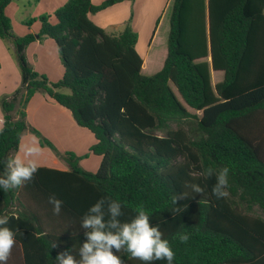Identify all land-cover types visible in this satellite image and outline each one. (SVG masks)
Masks as SVG:
<instances>
[{"label": "trees", "instance_id": "obj_1", "mask_svg": "<svg viewBox=\"0 0 264 264\" xmlns=\"http://www.w3.org/2000/svg\"><path fill=\"white\" fill-rule=\"evenodd\" d=\"M12 1L0 0V39L14 46L21 85L0 100V161L17 153L26 131L60 155L27 121L28 103L39 92L94 135L90 152L102 158L92 173L67 152L68 171L39 167L22 187L0 189V216L8 215L7 226L23 233L16 241L26 255L27 245L37 243L47 255L57 246L78 260L86 240L81 218L110 197L122 205V222L143 205L175 253L172 264H264V219L241 212L244 206L264 210V0H172L167 55L152 75L142 73L138 34L129 23L120 34H108L90 19L123 0H68L53 15L30 19L26 24L39 21L40 31L22 37L5 12ZM46 38L55 41L64 67L58 82L37 73L26 57L31 43ZM155 56L156 69L164 49ZM213 72L223 74L216 83ZM189 119L195 120L193 137L170 129ZM209 167L230 169L226 198L212 194L215 175H201ZM180 193L186 198L173 205L171 197ZM51 195L63 201L59 215L48 203ZM183 233L186 243L179 239ZM114 254L124 264H144L124 250Z\"/></svg>", "mask_w": 264, "mask_h": 264}, {"label": "crops", "instance_id": "obj_2", "mask_svg": "<svg viewBox=\"0 0 264 264\" xmlns=\"http://www.w3.org/2000/svg\"><path fill=\"white\" fill-rule=\"evenodd\" d=\"M67 1L25 0V3L28 7H33V15L30 17L33 19L44 14L53 15ZM105 1L107 0H92V3L100 5ZM145 1L123 0L90 15V19L108 34H120L129 23L138 34L136 51L143 58L142 73L152 75L162 68L167 55L172 0H147L148 5ZM19 11L18 0H13L5 10L11 19L15 34L22 37L28 33H38L41 25L38 21H35L31 26L23 25L26 20L17 25L13 22V16ZM146 41H149L147 46ZM4 45L3 40L0 39V96L12 94L21 84L19 67L14 57V46L12 42H8L7 47ZM162 46H164V56L160 60L158 68H152L151 62L156 58L155 55L163 51ZM26 57L33 69L47 77L50 82H58L63 77L64 67L53 39L46 38L43 41L37 40L31 43L26 49ZM27 121L40 131L60 154L57 155L48 146H42L43 154L38 159L39 167L68 171L69 166L62 156L67 152H72L81 158L86 156L79 163L83 170L92 173L98 171L102 158L90 152L91 147L96 143L94 135L88 129L80 127L71 112L60 106L47 94L39 92L32 97L27 106ZM3 123L4 118L0 108V128ZM33 136L35 135L30 131L24 133L17 153L20 152L22 146L31 142ZM45 249L37 243H29L26 255L23 244L16 241L7 264H55V257L60 248L57 246L47 248L55 249L56 253L51 255H47Z\"/></svg>", "mask_w": 264, "mask_h": 264}, {"label": "clouds", "instance_id": "obj_3", "mask_svg": "<svg viewBox=\"0 0 264 264\" xmlns=\"http://www.w3.org/2000/svg\"><path fill=\"white\" fill-rule=\"evenodd\" d=\"M42 154L43 147L39 143V138L33 136L30 143L22 146L20 152L0 161L5 165L4 172L0 173V189L7 193L30 182L39 169L38 159ZM229 171L228 167H223L218 172L209 167L201 173L209 177L216 176L212 194L217 199L229 195L227 190ZM186 186L194 193L204 192V189L197 184ZM186 195V193L174 194L171 203L177 205V201L185 199ZM48 203L52 205L53 214L59 215L63 201L51 195ZM121 209V203L110 197L98 200L81 218L80 226L86 230L84 233L86 240L79 248V259L77 260L66 250L56 255L55 264H124L120 256L114 254V250L117 253L124 250L131 258L138 259L144 264H152L153 261L160 260L172 264L175 253L169 241L163 238L159 225L151 224L149 213L143 205L137 207V214L127 222L120 220L123 215ZM176 211H180V207H177ZM9 221L8 215L0 216V264H7L16 245L17 234L23 236L18 229L13 230L7 226ZM179 239L181 243H186L189 236L186 233L179 234Z\"/></svg>", "mask_w": 264, "mask_h": 264}, {"label": "rangeland", "instance_id": "obj_4", "mask_svg": "<svg viewBox=\"0 0 264 264\" xmlns=\"http://www.w3.org/2000/svg\"><path fill=\"white\" fill-rule=\"evenodd\" d=\"M145 3H146V5L149 4L147 0L145 1ZM18 6H20V11L17 14H15V16H13V22L17 25L21 21L26 20V22H24L23 25L28 26L26 23L29 20H27V19H30L31 15H33V7L32 6L28 7L26 5V3H25V0H18ZM24 6H27V7L24 8ZM12 31L14 32L13 29H12ZM163 37H164V35H163ZM3 42L5 44L4 46L7 47L8 46V41H3ZM148 43H149V41L148 42L146 41V46L148 45ZM222 75H223L222 73L213 72L212 73L213 82L216 83L218 81V79L220 80ZM1 97H2V95L0 96V100H1ZM0 108L2 110L1 103H0ZM189 112L191 114H193V115H197L198 117L202 116L201 112H196V111L191 110V109H189ZM2 113H3V110H2ZM179 127L183 131L188 133L191 137L194 136V133H192L193 132V128L195 127V120L194 119H189V120L185 121L184 123H182L181 125H178V124H175V123L170 124V129H172V130H177ZM158 135H164V133L163 132H158ZM83 157H86V156H82V159H83ZM241 212L243 214H245L246 216L251 217V218L259 217V218L264 219V210H262V209H260V208H258L256 206L250 207V208L244 206V207H242Z\"/></svg>", "mask_w": 264, "mask_h": 264}]
</instances>
